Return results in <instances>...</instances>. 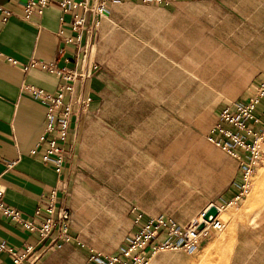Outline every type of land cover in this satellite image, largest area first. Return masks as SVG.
Instances as JSON below:
<instances>
[{
    "label": "rangeland",
    "instance_id": "obj_1",
    "mask_svg": "<svg viewBox=\"0 0 264 264\" xmlns=\"http://www.w3.org/2000/svg\"><path fill=\"white\" fill-rule=\"evenodd\" d=\"M146 5L114 9L98 43L113 85L95 175L128 216L143 208L187 230L227 189V155L209 137L220 111L264 80V6L242 15L211 0ZM219 209L213 239L142 264H264V159L242 199Z\"/></svg>",
    "mask_w": 264,
    "mask_h": 264
},
{
    "label": "crops",
    "instance_id": "obj_2",
    "mask_svg": "<svg viewBox=\"0 0 264 264\" xmlns=\"http://www.w3.org/2000/svg\"><path fill=\"white\" fill-rule=\"evenodd\" d=\"M207 1L209 0H171L167 5L155 6L169 10L174 6ZM25 2L26 0H0V183L5 190L4 202L19 210L23 217L32 218L44 196L55 189L60 205L67 208L71 215L70 239L48 252L36 264H100L102 259H92V255H117L133 233L134 218L139 211L132 210L128 216V205L126 209L123 206L114 207L113 204L125 203L124 198L100 194L105 183L95 175L101 162V141L108 133L100 112L104 106H108V94L113 85L107 63L99 54L98 43L104 29L112 23L109 16L114 9L119 6L152 5L114 2L99 20L93 40L89 43V67L93 64L96 68L88 69L91 75L79 82L75 90L76 95L89 100L88 108L71 118L69 134L65 140L66 162L63 172L56 174L52 168L42 163L39 156L33 154L37 146L38 151L42 149L39 147V140L44 128L46 108L24 92L22 87L32 86L53 95L59 80L55 75L37 67H26L33 61H39L54 63L59 68L85 70L87 63L82 59L81 49L73 44H63L56 36L61 28H64L66 36L71 32V18L64 15L56 3L50 4L41 15L32 13L27 18L24 12ZM211 2L212 6H218L219 9L242 15L264 6V0ZM92 21L93 18L90 17L88 26ZM60 50L62 54H59ZM250 97L242 98L238 103L244 104ZM263 108L264 99L257 111L260 113ZM224 160L231 174L225 185L227 189L219 199L220 203L214 204L222 209L233 204L239 179L238 162L227 156ZM109 203L112 205L109 206ZM142 210L144 218L154 217ZM108 219H111L109 224ZM39 221V218L36 219V222ZM213 238L209 231L200 236L199 244ZM160 240H164V237ZM0 241L19 251L25 245H35L37 237L0 217ZM142 255L145 261L156 257V254L151 256L146 252ZM0 264H11V257L0 254Z\"/></svg>",
    "mask_w": 264,
    "mask_h": 264
},
{
    "label": "built area",
    "instance_id": "obj_3",
    "mask_svg": "<svg viewBox=\"0 0 264 264\" xmlns=\"http://www.w3.org/2000/svg\"><path fill=\"white\" fill-rule=\"evenodd\" d=\"M114 2L159 6L167 5L171 0H26L24 4L25 17L28 18L32 13L41 15L50 4L56 3L61 12L71 18L70 35L66 36L64 28H61L56 36L63 44H73L81 49L82 59L87 63L85 70L59 68L54 63L39 61H33L26 67H37L55 75L59 80L53 95L32 86L22 87L24 92L46 108L44 128L39 140V147L42 149L38 151L37 146L33 154L39 156L42 163L52 168L56 174L63 172L66 162L65 140L69 134L71 118L86 110L89 104L88 99L75 94L77 84L91 75L88 69L96 68L93 64L89 67V41L96 32L99 20ZM90 17L93 21L88 26ZM59 54H62V50ZM263 99L264 80L257 83L251 97L244 104L232 103L220 111L212 136L209 137L211 143L238 162V192L232 201L234 203L247 193L249 179L264 159V108L260 113L257 111ZM10 167L11 165L8 166ZM4 193V187L0 183V217L37 237L35 245H25L19 251L0 241V254L10 256L11 264H36L48 252L69 241L71 215L67 208L60 205L55 189L44 196L41 206L36 208L32 218H25L19 210L8 206L4 202ZM218 210L220 213L219 208ZM38 218L40 221L36 222ZM200 223L194 221L184 230L180 226L136 214L135 229L120 252L111 256L93 254L92 259H102L100 264H142L145 261L142 254L145 252L152 256L164 250L195 251L200 245L201 235L207 234L209 230L220 231L224 227L216 217L206 223L201 232L195 234L194 230ZM161 237H164V240H160Z\"/></svg>",
    "mask_w": 264,
    "mask_h": 264
},
{
    "label": "water",
    "instance_id": "obj_4",
    "mask_svg": "<svg viewBox=\"0 0 264 264\" xmlns=\"http://www.w3.org/2000/svg\"><path fill=\"white\" fill-rule=\"evenodd\" d=\"M218 215V208L214 205H211L207 208L202 216V222L197 225L196 229L194 230L195 234L201 232L204 228L206 223H210L213 219H215Z\"/></svg>",
    "mask_w": 264,
    "mask_h": 264
}]
</instances>
